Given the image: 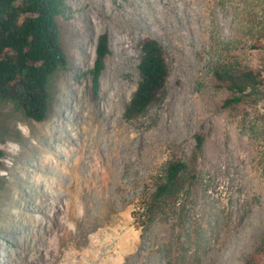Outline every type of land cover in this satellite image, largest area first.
<instances>
[{"label": "rangeland", "instance_id": "obj_1", "mask_svg": "<svg viewBox=\"0 0 264 264\" xmlns=\"http://www.w3.org/2000/svg\"><path fill=\"white\" fill-rule=\"evenodd\" d=\"M67 2L71 68L51 79L47 119L0 102V264H246L264 238V120L222 107L214 69L264 41V0ZM148 37L166 49L167 86L127 120ZM175 159L188 164L180 194L148 212Z\"/></svg>", "mask_w": 264, "mask_h": 264}, {"label": "trees", "instance_id": "obj_2", "mask_svg": "<svg viewBox=\"0 0 264 264\" xmlns=\"http://www.w3.org/2000/svg\"><path fill=\"white\" fill-rule=\"evenodd\" d=\"M69 7L67 0H0V102L12 101L26 117L38 122L46 120L50 113L52 77L59 70L71 68L60 20ZM246 48L249 61L221 63L214 69L215 85L224 94L222 107L233 110L244 124L252 119L264 120V41L252 42ZM141 51V78L125 108L127 120L144 114L160 99L170 74L162 42L148 37L142 41ZM110 52L109 34H99L94 64L88 70L96 95ZM197 141L201 147L204 137L198 135ZM3 157L0 147V167ZM187 169L188 164L180 159L168 163L148 201V212L180 194ZM257 253L246 264H257L264 257V238Z\"/></svg>", "mask_w": 264, "mask_h": 264}, {"label": "clouds", "instance_id": "obj_3", "mask_svg": "<svg viewBox=\"0 0 264 264\" xmlns=\"http://www.w3.org/2000/svg\"><path fill=\"white\" fill-rule=\"evenodd\" d=\"M24 131L26 132L27 130H26V129H24Z\"/></svg>", "mask_w": 264, "mask_h": 264}, {"label": "bare ground", "instance_id": "obj_4", "mask_svg": "<svg viewBox=\"0 0 264 264\" xmlns=\"http://www.w3.org/2000/svg\"><path fill=\"white\" fill-rule=\"evenodd\" d=\"M12 208V207H11Z\"/></svg>", "mask_w": 264, "mask_h": 264}]
</instances>
